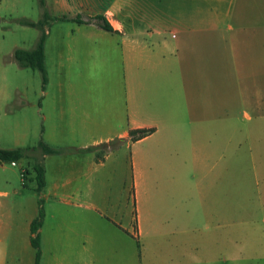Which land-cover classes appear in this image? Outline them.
<instances>
[{
  "label": "crops",
  "instance_id": "0c3cea01",
  "mask_svg": "<svg viewBox=\"0 0 264 264\" xmlns=\"http://www.w3.org/2000/svg\"><path fill=\"white\" fill-rule=\"evenodd\" d=\"M47 4L77 25L52 39L62 78L40 104L42 140L77 149L122 143L45 155L40 195L22 178L23 189L4 190L9 180L0 177V264H36L39 199L40 264L263 259L264 0ZM78 15H105L117 32L77 23ZM115 70L111 102L102 90ZM142 128L153 132L131 140ZM23 161L11 165L22 172Z\"/></svg>",
  "mask_w": 264,
  "mask_h": 264
},
{
  "label": "rangeland",
  "instance_id": "374dc122",
  "mask_svg": "<svg viewBox=\"0 0 264 264\" xmlns=\"http://www.w3.org/2000/svg\"><path fill=\"white\" fill-rule=\"evenodd\" d=\"M56 16L57 14L51 11V18L45 27L47 32L51 33V40L47 42L48 82L44 84L39 70L21 67L14 58L16 48L33 49L38 42L41 29L23 24L21 21L24 19L35 22L40 20L42 8L39 1L0 0V147L2 148L36 146L43 138L46 125L43 114L46 111L40 110V104L52 98L55 91L53 83L62 78L55 67L56 63L54 64L55 47L52 39L77 25L72 21L59 20ZM111 78L113 79L107 86L103 85L102 96L113 102L119 98L116 70L113 71ZM95 94L98 96V93ZM28 163L30 162L26 159L23 161V166L28 167ZM3 164L5 167H0V177L9 180V184H4L1 188L8 191H12L14 187L23 189L21 166L14 167L11 163ZM31 177L33 179L28 182L26 188L30 191L36 184L33 169ZM250 264H264V257Z\"/></svg>",
  "mask_w": 264,
  "mask_h": 264
},
{
  "label": "trees",
  "instance_id": "16d2710c",
  "mask_svg": "<svg viewBox=\"0 0 264 264\" xmlns=\"http://www.w3.org/2000/svg\"><path fill=\"white\" fill-rule=\"evenodd\" d=\"M42 8V17L39 21H30L27 19L21 22L26 25L38 27L41 29V35L38 39L36 46L33 49L16 48L14 51V58L21 67H30L32 69L39 70L43 76V82L46 84L48 82V74L45 62V43L47 39L48 32L46 30V25L48 24L51 14L48 8V0H38ZM59 19H68L67 16L58 17ZM77 23H96L101 28L108 32L115 33L116 29L112 26L110 21L105 15H95L87 16L86 19L82 18V15H78L72 18ZM153 132V129H133L130 131L131 140L135 141L143 138ZM122 143V140L115 139L110 142H105L97 146H91L88 148L77 149L74 147L70 148H54L46 144L42 139L38 142L36 146H20L15 148H1L0 147V164L11 163L13 161L19 162L22 160H34L33 170L35 172V191L40 195L45 187V167L43 164V157L48 154H57L64 151H93V150H114ZM25 178L23 185L27 186L29 182L30 171L27 168L24 169ZM45 218V210L43 207V200L39 199V213L35 220L31 223V232L33 236L31 237V243L36 250V264H40V259L42 255L41 250V237L40 229L43 225Z\"/></svg>",
  "mask_w": 264,
  "mask_h": 264
},
{
  "label": "built area",
  "instance_id": "2783aa9c",
  "mask_svg": "<svg viewBox=\"0 0 264 264\" xmlns=\"http://www.w3.org/2000/svg\"><path fill=\"white\" fill-rule=\"evenodd\" d=\"M11 164L14 165V166H16L18 163L15 162V161H13V162H11ZM21 177H22V182H24V178H25V172H24V170L21 172Z\"/></svg>",
  "mask_w": 264,
  "mask_h": 264
}]
</instances>
